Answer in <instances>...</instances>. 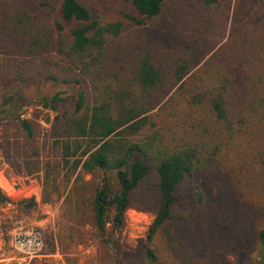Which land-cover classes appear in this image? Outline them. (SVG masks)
Here are the masks:
<instances>
[{
	"label": "trees",
	"instance_id": "16d2710c",
	"mask_svg": "<svg viewBox=\"0 0 264 264\" xmlns=\"http://www.w3.org/2000/svg\"><path fill=\"white\" fill-rule=\"evenodd\" d=\"M123 1L138 14L128 23L81 0H0V119L33 137L20 111L40 107L49 126L44 162L39 148L5 159L18 175H41V203L63 199L69 242L115 247L135 207L154 215L140 264H224L205 224L232 211L235 194L251 215L261 188L264 208V0H234L231 16L232 0ZM193 176L217 202L185 227L175 194ZM8 201L0 190V207ZM257 243L264 253V225Z\"/></svg>",
	"mask_w": 264,
	"mask_h": 264
},
{
	"label": "rangeland",
	"instance_id": "374dc122",
	"mask_svg": "<svg viewBox=\"0 0 264 264\" xmlns=\"http://www.w3.org/2000/svg\"><path fill=\"white\" fill-rule=\"evenodd\" d=\"M89 6L94 16H101L105 20L124 19L125 14L138 16L130 3L123 0H81ZM232 0L229 12L234 9ZM140 18V17H139ZM129 25V24H127ZM125 29L130 28L129 26ZM226 39L224 38L223 42ZM70 109L69 104L60 106V110ZM40 107L23 108L21 118L26 120L34 130L33 137H29L22 129L19 121L0 119V190L8 198V203L0 207V264H115L118 258L122 264H140L142 262L143 247L147 242V233L153 222L151 212L129 208L124 214V226L112 235L115 247L107 246L100 239L91 237L84 243L69 242L66 239V219L63 199H56L48 204L41 203V183L34 175L24 177L16 174L5 159V153H10L11 160L32 156V152L39 148V161L44 162L45 154L42 145L45 141L49 126L38 115ZM53 117V113H49ZM40 117V118H39ZM20 189V190H19ZM250 195L254 212L245 211L239 194L232 195L230 203L232 211L209 209L217 200L213 196L209 182L199 176L186 177L176 190L175 212L183 215L187 223H199L201 209L204 208L214 214L215 225L205 224L206 236L214 251L210 256L221 260L224 264H264L260 257V246L257 243V232L264 225V208L261 205V188ZM198 193H202L203 202L198 203ZM35 198L38 205L34 211L20 212L17 203L23 199ZM239 207L235 209V207ZM215 208H218L216 205ZM201 223V222H200ZM193 225V224H192ZM35 226L39 229L43 239V251L40 258L24 259L22 254L15 252L9 246L10 233L16 227ZM189 231V234H191ZM194 235L192 234L191 237ZM152 245L163 251L155 238ZM206 252V251H205ZM207 252H210L207 249Z\"/></svg>",
	"mask_w": 264,
	"mask_h": 264
},
{
	"label": "built area",
	"instance_id": "2783aa9c",
	"mask_svg": "<svg viewBox=\"0 0 264 264\" xmlns=\"http://www.w3.org/2000/svg\"><path fill=\"white\" fill-rule=\"evenodd\" d=\"M43 245L41 232L35 226L16 227L10 233L9 246L24 259L40 258Z\"/></svg>",
	"mask_w": 264,
	"mask_h": 264
},
{
	"label": "bare ground",
	"instance_id": "6f19581e",
	"mask_svg": "<svg viewBox=\"0 0 264 264\" xmlns=\"http://www.w3.org/2000/svg\"><path fill=\"white\" fill-rule=\"evenodd\" d=\"M20 190V189H19Z\"/></svg>",
	"mask_w": 264,
	"mask_h": 264
}]
</instances>
